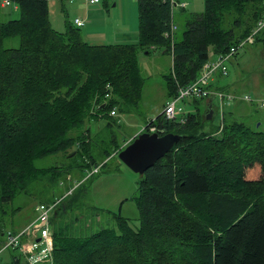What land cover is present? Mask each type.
<instances>
[{"label": "trees", "instance_id": "trees-1", "mask_svg": "<svg viewBox=\"0 0 264 264\" xmlns=\"http://www.w3.org/2000/svg\"><path fill=\"white\" fill-rule=\"evenodd\" d=\"M9 1L20 17H0V241L7 216L23 207L17 198L36 194L49 203L65 186L73 190L51 218L54 264H264V119L251 126L231 111L215 125L201 108L203 97L183 104L184 122L161 111L146 123L143 131L156 125L159 134L181 138L141 175L138 228L121 209L115 226L94 229L89 212L66 219L83 206L96 173L88 172L101 171L125 144L111 110L131 113L143 98L139 51L155 46L171 54L168 101L200 76L211 54H227L252 34L264 0H205L199 12L179 7V34L171 0H139V42L115 45L85 41L68 18L63 31L53 28L49 0ZM172 24L177 29L165 37ZM254 36L264 49V26ZM16 37L18 46H5ZM100 118L109 133L102 146L91 126ZM48 156L62 160L37 165ZM74 172L76 184L64 182ZM12 256V264H25Z\"/></svg>", "mask_w": 264, "mask_h": 264}, {"label": "rangeland", "instance_id": "rangeland-1", "mask_svg": "<svg viewBox=\"0 0 264 264\" xmlns=\"http://www.w3.org/2000/svg\"><path fill=\"white\" fill-rule=\"evenodd\" d=\"M187 3L188 5L184 9L185 12L205 10V0H187ZM109 9L113 11L115 8L110 7ZM49 14L52 27L63 31L65 29L64 22L67 17L63 10L60 9V4L57 3L55 7L54 2L50 1ZM182 14L183 12L179 10V7L175 8V19L179 24L178 34L183 29L181 22ZM1 16L5 20L20 17L18 8L14 6H4L1 8ZM254 43L255 37L253 42L245 43L243 48L238 49V52L229 58L226 62L228 67L227 74L221 77L222 83H229L231 92L234 95H238L237 97L249 94L253 98V101L243 100L239 97L230 103L223 102L222 112L228 113L232 111V118L246 121L251 126L259 125L264 119V49L260 43ZM4 44L7 47H16L19 45L18 37L8 38L4 41ZM212 57L214 56L211 54ZM138 60L145 82L142 93L143 98L136 107L131 109V113H120L117 111L113 115L118 120V127L114 128V133L120 142L125 143L123 148L129 144V136L144 129L150 119L156 118L161 113L164 102L167 100L164 76L168 75L172 68L171 54L165 53L160 48L156 49L153 46L149 53L146 50H140ZM212 94L210 97L204 98L202 104H200L205 113L210 111L208 105L215 95L213 91ZM213 108H215L214 118L209 121L217 125L221 123V118L224 114L221 112L218 99L213 103ZM106 122L107 119L100 118L93 120L91 123L92 129H95L96 133L99 132L96 135L98 137L95 138L99 140L98 146H102L103 139L109 135L104 126ZM209 129H211L210 125L205 128V130ZM98 146H95V152L99 150ZM113 154L115 155V153ZM114 155L106 160V164L102 167L101 171L89 177V182L85 180L86 178L81 180H85L84 183H89L87 196L83 201V206L73 211L70 210L66 219H72L78 212H82L83 214L89 212L91 216L95 215V219H97L93 225L94 229L115 226L114 214L120 212L121 209L122 214L129 219V223L134 229L140 226L139 210L134 197L137 194L141 175L134 170L132 171ZM60 160H62V156H48V158L39 159L37 165L46 167ZM72 174L64 182L75 185L74 181L78 172ZM65 190V186L59 187L56 189V196H60ZM38 203H40V199H38L36 194L31 196L21 195L20 198H17L15 204L22 205L23 207L12 217L7 216L6 233L9 230H20L22 226L24 227L31 222L35 215L34 208ZM13 253L16 252L12 249L1 253L0 264H12Z\"/></svg>", "mask_w": 264, "mask_h": 264}, {"label": "built area", "instance_id": "built-area-1", "mask_svg": "<svg viewBox=\"0 0 264 264\" xmlns=\"http://www.w3.org/2000/svg\"><path fill=\"white\" fill-rule=\"evenodd\" d=\"M89 3H99L100 0H87ZM2 4L7 6L11 4L9 0H2ZM172 6L185 7L186 3H181L177 0H171ZM73 23L81 27L85 24V20L81 17H75ZM264 26V18L260 20L258 27L244 39L238 47H232L227 54H219L214 61H208L204 64L203 71L200 76H198L195 81L187 84V86H179L177 93L173 98L168 100L162 108V112L165 117L170 120L178 119L181 122L185 121L184 103L193 98H208L212 94L210 89V83L213 75L216 72L221 74H227L228 67L226 62L230 57L236 54L238 49L242 48L245 43L253 42L254 35L256 32ZM177 29L175 24H172L171 31L164 33L165 37H169L172 32ZM214 99H218L219 107L221 112L223 110V102L230 103L235 98H239L233 93H227L222 90H216L213 92ZM108 95V94H106ZM240 99L253 101V98L249 94H244L240 96ZM111 114L115 115L116 111L111 110ZM223 113V112H222ZM222 116V115H221ZM149 124V123H148ZM149 132H157L158 129L156 125L149 126ZM99 167H93L91 171L88 172L87 176L91 173L99 171ZM73 188L66 191L63 196L55 197L54 200L49 201V203H38L34 208L35 218L29 222L27 225L22 227L18 231H8L3 234V239L0 241V254L8 249H14L21 257L25 264H54V241L52 236L51 218L55 214V211L63 202L66 195L72 192Z\"/></svg>", "mask_w": 264, "mask_h": 264}, {"label": "crops", "instance_id": "crops-1", "mask_svg": "<svg viewBox=\"0 0 264 264\" xmlns=\"http://www.w3.org/2000/svg\"><path fill=\"white\" fill-rule=\"evenodd\" d=\"M50 1L54 2L55 7L57 3H59L60 9L63 10L66 17L71 22L75 17H81L85 20V24L81 26L85 41L94 44L105 43L114 45L134 44L139 42V0H100L99 3H89L87 0H49V2ZM179 1L184 4L186 3V6L188 5L187 0ZM68 7H71V9ZM110 7L115 9L110 11ZM185 7L183 8L185 9ZM213 56L214 57L210 58L209 61H214L218 54ZM222 75L223 74L220 72H216L213 75L210 89L213 92L223 89L224 92L232 93L230 84L222 83ZM212 99L215 102L216 99H214V97ZM165 102H167V100ZM144 129L132 134L128 139L131 140L133 136L142 132Z\"/></svg>", "mask_w": 264, "mask_h": 264}, {"label": "water", "instance_id": "water-1", "mask_svg": "<svg viewBox=\"0 0 264 264\" xmlns=\"http://www.w3.org/2000/svg\"><path fill=\"white\" fill-rule=\"evenodd\" d=\"M208 107L210 111L207 113L206 118L210 120L215 114L213 100L210 101ZM180 138L177 133L159 134L148 130L142 131L132 138L131 143L119 151L118 158L132 171L134 170L142 175L147 168L168 153ZM55 214H57L56 211Z\"/></svg>", "mask_w": 264, "mask_h": 264}]
</instances>
